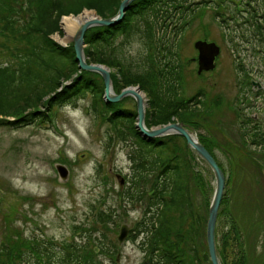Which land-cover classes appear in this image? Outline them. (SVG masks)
<instances>
[{"label":"rangeland","instance_id":"1","mask_svg":"<svg viewBox=\"0 0 264 264\" xmlns=\"http://www.w3.org/2000/svg\"><path fill=\"white\" fill-rule=\"evenodd\" d=\"M180 7L167 31L171 39L177 37L175 49L184 78L181 95L187 101L200 91L203 94L196 98L199 104L187 112L190 115L186 113L172 122L189 124V131L205 140L224 172L226 203L223 201L219 210L216 240L219 258L224 249L225 261L234 264L239 252L261 253L264 242V155L254 152L248 157L241 150L247 152L248 146L243 147L240 140L252 127L248 124L245 128L247 124L242 120L251 119L264 129V50L259 46V33L249 27L253 18L248 13L252 8L263 13L262 0H186ZM70 16L77 17H66ZM61 30L62 35L54 34L51 39L66 47L78 29L65 43L59 42L65 38L62 27ZM204 35L220 48V55L214 71L197 75V65L191 60L197 55L193 46ZM136 38L123 42L119 37L114 41L117 59L133 66L141 63L147 52L143 53V41ZM4 40L5 36H0V63L6 60L5 51L10 50ZM21 44L22 41L9 46L21 48ZM236 59L248 73L252 83L249 88L239 85ZM69 83L65 81L62 86ZM90 105L91 98L85 95L51 109L47 118L33 117L29 125L0 126V243L4 236L17 234L82 245L90 239V247L97 248V261L141 264L143 254L138 239L128 238L120 246L116 240L122 224H136L142 218L143 203H126L121 200L125 195H120L131 175L129 155L135 145L131 139L116 137L115 130L124 129L122 123L115 125L99 112L94 114ZM123 105L128 109L135 106L132 100ZM37 113L46 114L47 110L41 105ZM173 146L181 149V160L188 162V203L184 199L177 210L179 214L173 212L170 223L184 224L171 240H179L188 257L197 249L201 256L207 251L202 224L198 225L194 243L187 241L188 233L189 237L192 233L187 225L195 213L201 219L206 215L213 177L184 140L175 137ZM57 165L67 169L66 182L59 181ZM154 176L148 181L152 182ZM224 210L234 221L240 238H236ZM81 229L86 231L81 234ZM244 240L249 251L237 246Z\"/></svg>","mask_w":264,"mask_h":264},{"label":"trees","instance_id":"2","mask_svg":"<svg viewBox=\"0 0 264 264\" xmlns=\"http://www.w3.org/2000/svg\"><path fill=\"white\" fill-rule=\"evenodd\" d=\"M121 1L0 0V36H5L4 43H7L10 49L5 51V62L0 63V126L4 124L19 128L29 125L33 117L47 118L51 109L66 106L77 98L83 99L85 95H89L93 113L99 112L104 119L115 125L122 123L124 129L117 128L116 137L124 141L131 139L135 145V150L131 149L129 155L131 175L120 195H125L121 200L126 203H143L140 208L143 210L142 218L128 236L130 240L138 239L143 254L141 264H199V261L202 264H211L208 251L200 256L198 249L194 252L195 247L191 246L194 253L188 257L179 240H171L174 233L181 232L180 226L184 224L178 221L176 225L170 223L173 212L178 213L177 210L184 199L188 203V162L181 160V149H175L173 146L175 137L179 136L170 135L155 139L142 137L135 128V106L128 109L123 105L132 99L125 98L118 103L105 101L102 78L96 73L79 70L72 43L63 47L51 39L54 34L62 35V17L77 16L83 10H88L100 18H108L117 12ZM185 2L186 0H135L125 12L121 23L113 27H94L84 35L86 62L104 65L111 70L112 87L116 94L129 86H138L145 94L147 128L165 125L173 118L183 116L192 106L199 104L196 98L203 94L200 91L187 101L182 97L184 78L175 49V36L171 39L167 31L169 22L181 8V3ZM262 6L263 13L259 14L255 8L248 13L253 18L249 27L259 33V46L264 50V0ZM216 17H219L218 13ZM119 37H123V42L135 37L143 41V53L147 54H143L140 64L137 62L133 66L116 58L113 44ZM20 41L23 45L21 48L16 45L9 46ZM235 68L238 75L242 74L239 85L249 88L251 84L248 81V73L239 61H236ZM65 81L70 83L62 86ZM41 105L47 110L46 114L37 113ZM187 114L190 115V112ZM242 122L247 124L245 128L248 124L252 125L250 130L245 131L244 136H240L242 146H248L247 152L241 149L242 152L248 157L254 152L264 155L262 125L260 127L251 119ZM199 140L211 153L205 140ZM170 147L173 149L168 150ZM153 174L155 176L152 182H149ZM225 198L224 191L220 208ZM208 206L209 201L206 215L202 216V219L195 213V218L187 225L192 230L190 237L189 233L187 235L189 243H194L198 238L196 232L200 223L205 235ZM223 213L231 223L236 238H240L234 221L229 218L226 210ZM192 214L190 211L189 217H192ZM198 218L201 220L198 221ZM105 219L110 217L105 216ZM85 231L81 229V234ZM3 239L0 243V264L110 263L96 260L94 252L97 248L90 247V239H85L88 242L83 245L77 241L64 243L23 237L20 234L14 237L4 236ZM261 245L262 251L259 254L255 251L239 252L234 264H264V242ZM237 246L240 250L244 248L249 251L246 240L238 242ZM225 260L223 249L222 256L220 254L221 264H228Z\"/></svg>","mask_w":264,"mask_h":264},{"label":"water","instance_id":"3","mask_svg":"<svg viewBox=\"0 0 264 264\" xmlns=\"http://www.w3.org/2000/svg\"><path fill=\"white\" fill-rule=\"evenodd\" d=\"M135 0H122L118 6L116 14L108 18H94L85 21L73 36L72 45L75 53V59L79 70L89 73L98 74L103 81L104 94L103 98L109 103H118L126 97H130L135 102L136 107V124L135 128L142 137L147 139L161 138L168 135H178L185 140V144L189 150L195 153L207 166L213 176V192L208 206V216L206 221L205 239L208 250V256L211 264H221L217 247H216V224L217 213L219 212L220 203L225 188V177L218 166L216 160L211 153L202 145L199 139L191 134L188 127L183 123L172 122L163 126L147 128L145 126L146 115V99L138 86L127 87L116 94L112 87L110 70L104 65L88 64L84 55V35L87 30L94 27H113L122 22L125 12ZM194 48L198 51V68L197 73L203 71L208 72L214 69V60L219 54V47L214 43H206L205 41H197ZM143 94V97L141 95ZM56 171L60 182H66L68 179V171L62 165H57ZM133 224H123L119 227L117 242L120 246L127 238ZM97 252V250H95Z\"/></svg>","mask_w":264,"mask_h":264},{"label":"bare ground","instance_id":"4","mask_svg":"<svg viewBox=\"0 0 264 264\" xmlns=\"http://www.w3.org/2000/svg\"><path fill=\"white\" fill-rule=\"evenodd\" d=\"M95 17V15L92 13V12H88V11H84L81 15H79V16H77V17H72V16H70V17H64L63 19H61V21H60V23H61V27H62V29H63V31H64V33H65V38L64 39H61V40H59V42H61V43H65L71 36H73V34H74V32L77 30V29H79V27L85 22V21H87V20H90V19H92V18H94ZM219 56H217L216 58H215V60H214V65H215V67H216V62H217V58H218ZM236 61H239V60H237L236 59ZM240 62V61H239ZM215 67H214V69H215ZM108 68V67H107ZM214 69L213 70H211L210 72H212V71H214ZM110 73H111V70H110ZM239 74V73H238ZM242 75V74H241ZM241 75H238V78H239V80L238 81H240L241 80ZM141 95H142V97H143V94L141 93ZM185 126H187L188 127V130L189 129H191L190 127V125L188 124V125H185ZM192 134V133H191ZM193 135V134H192ZM194 136V135H193ZM199 139V138H198ZM218 164V163H217ZM219 166V165H218ZM220 167V166H219ZM221 169V168H220ZM222 170V169H221ZM222 172H223V170H222ZM211 173V172H210ZM223 174H224V172H223ZM213 177V176H212ZM224 177H225V175H224ZM225 183H226V181H225ZM122 184V183H121ZM218 215H219V212L217 213V219H218ZM205 241H206V239H205ZM207 246V245H206ZM216 247H217V242H216ZM208 251V250H207ZM217 252H218V249H217ZM209 257V256H208ZM219 257V256H218ZM219 260H220V258H219ZM221 263V262H220Z\"/></svg>","mask_w":264,"mask_h":264},{"label":"flooded vegetation","instance_id":"5","mask_svg":"<svg viewBox=\"0 0 264 264\" xmlns=\"http://www.w3.org/2000/svg\"><path fill=\"white\" fill-rule=\"evenodd\" d=\"M207 8L210 9V7H207ZM199 41H205L206 43H210V40H208V37H206L205 35H204V37L202 38V40H199ZM195 52H197V55H196L195 57H192L191 60L194 61V62L196 63L197 68H198V61H197V59H198V51L195 49ZM204 73H207V72H202V73L199 74V75H202V74H204ZM197 75H198V74H197ZM251 84H252V83H251ZM257 88H258V87H257ZM259 89H260V88H259ZM198 98H201V96L198 97Z\"/></svg>","mask_w":264,"mask_h":264}]
</instances>
